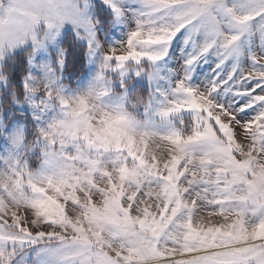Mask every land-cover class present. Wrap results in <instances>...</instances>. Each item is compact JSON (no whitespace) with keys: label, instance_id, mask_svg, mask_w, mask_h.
<instances>
[{"label":"snow or ice","instance_id":"1","mask_svg":"<svg viewBox=\"0 0 264 264\" xmlns=\"http://www.w3.org/2000/svg\"><path fill=\"white\" fill-rule=\"evenodd\" d=\"M0 264H264V0H0Z\"/></svg>","mask_w":264,"mask_h":264},{"label":"trees","instance_id":"2","mask_svg":"<svg viewBox=\"0 0 264 264\" xmlns=\"http://www.w3.org/2000/svg\"><path fill=\"white\" fill-rule=\"evenodd\" d=\"M85 74H87L86 71H76L70 78V83L73 84V86L76 85V82L78 79L82 78ZM146 94V93H145Z\"/></svg>","mask_w":264,"mask_h":264},{"label":"rangeland","instance_id":"3","mask_svg":"<svg viewBox=\"0 0 264 264\" xmlns=\"http://www.w3.org/2000/svg\"><path fill=\"white\" fill-rule=\"evenodd\" d=\"M68 27H70V26H68ZM87 78H88V73L85 74L82 78L78 79L77 82H76V84H77L78 82H80L81 80H83L84 83H87Z\"/></svg>","mask_w":264,"mask_h":264}]
</instances>
